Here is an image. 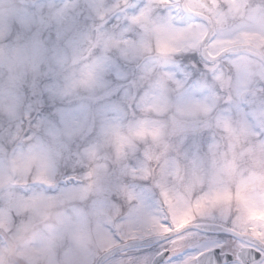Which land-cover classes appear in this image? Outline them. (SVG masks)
I'll use <instances>...</instances> for the list:
<instances>
[{
  "label": "snow or ice",
  "instance_id": "1",
  "mask_svg": "<svg viewBox=\"0 0 264 264\" xmlns=\"http://www.w3.org/2000/svg\"><path fill=\"white\" fill-rule=\"evenodd\" d=\"M75 7L77 27L89 39L63 68L68 79L62 94L94 91L108 76L119 80L124 74L135 87L131 103H123L118 90L92 105L103 111V122L120 142L101 148L96 122L88 128L79 115L69 114L44 137L5 148L3 158L11 154L27 167L15 189L21 203L7 209L0 235L25 219L35 202L72 196L83 217L68 238L88 264H264V193L250 189L245 172L249 151H264V67L246 75L252 54H264V0H109L103 15L87 3ZM113 16L123 19L115 29ZM12 34L13 29L3 40ZM69 39L58 37L65 44ZM149 64L153 83L141 80ZM169 102L193 119L161 151L148 142L155 133L144 113ZM121 110L131 111L136 121L126 133L114 116ZM85 134L91 141L80 150V166L87 170L79 180L66 177L62 189L57 174L64 153L54 159L50 146ZM190 140L198 147L188 149ZM229 175L238 176L239 184ZM112 176L115 187L108 184ZM97 183L100 191L94 190ZM37 186L53 192L28 191ZM115 252L121 255L108 259Z\"/></svg>",
  "mask_w": 264,
  "mask_h": 264
},
{
  "label": "rangeland",
  "instance_id": "2",
  "mask_svg": "<svg viewBox=\"0 0 264 264\" xmlns=\"http://www.w3.org/2000/svg\"><path fill=\"white\" fill-rule=\"evenodd\" d=\"M81 3H87L94 13L103 15L107 11L104 5L109 0H0V224L5 223L7 209L21 203L15 196V189L22 183L27 167L24 161L11 154L3 158L5 148H18L29 136L44 137L46 133L53 132L61 119L69 114L79 115L82 124L88 128L96 122L100 127L101 148L113 149L120 142L112 127L103 122V111L92 105L98 96L112 95L118 90L123 92V103H131L135 87L124 78V74L120 75L119 80L115 79V74L108 76L104 85H97L94 91L81 90L70 96L62 94L68 79L63 68L74 53L86 49L89 39V32L77 27L78 12L75 6ZM118 23H123V19L113 16L110 28L115 29ZM12 29V36L3 40ZM64 36L70 37L67 44L64 40L58 41V37ZM16 46L15 54L7 56L8 51ZM255 69L249 61L246 75L259 71ZM152 76L153 67L149 64L142 69L141 80L153 83ZM114 116L125 133L136 122L132 119L131 111H117ZM144 117L150 121L155 133L154 138L149 134L148 142L153 149L161 151L193 119L175 102L165 103L154 114L144 113ZM139 118L138 115L136 119ZM16 137L19 139L13 145ZM90 141L91 137L85 134L50 146L54 159L59 151L64 153L57 174L60 188L66 190V177L75 175L80 179L86 172V166H80V150ZM187 147L191 150L198 144L190 140ZM106 158H98L101 171L98 179L101 181ZM245 172L250 189L264 193V151H249L245 158ZM227 179L239 184L238 176L234 178L229 175ZM74 182L70 181L69 184L77 186ZM108 184L115 187L117 177L112 176ZM94 190H101L99 183ZM28 191L52 193L53 189L37 186ZM158 201L159 198L154 195L151 200L154 210ZM82 217V208L72 196L59 201H37L25 219L10 232L4 229L6 236L0 235V258L6 257L9 250H12L11 254L19 250L21 256L32 258L39 264H88L85 252L68 238L69 233L81 227Z\"/></svg>",
  "mask_w": 264,
  "mask_h": 264
},
{
  "label": "flooded vegetation",
  "instance_id": "3",
  "mask_svg": "<svg viewBox=\"0 0 264 264\" xmlns=\"http://www.w3.org/2000/svg\"><path fill=\"white\" fill-rule=\"evenodd\" d=\"M258 64L260 67H263L260 62H258ZM156 196L159 198L158 195H156ZM157 206H159V203H157ZM213 239H215V237H213ZM221 243H223V242H221ZM215 246L217 247V250H219L218 245H215ZM193 247L199 248V243H194ZM12 248H10V249H12ZM11 253H12V250H9V254L6 257H1L0 258V264H39L32 258L21 256V253L19 250L15 254H11ZM120 255L121 254L119 252H115V253L111 254V256L108 259L114 260L117 257H119ZM143 258L144 257H141V256L137 257V259H141V260ZM256 258L257 259L260 258L259 253L256 254Z\"/></svg>",
  "mask_w": 264,
  "mask_h": 264
},
{
  "label": "water",
  "instance_id": "4",
  "mask_svg": "<svg viewBox=\"0 0 264 264\" xmlns=\"http://www.w3.org/2000/svg\"><path fill=\"white\" fill-rule=\"evenodd\" d=\"M252 55L255 56V57L260 58L256 53H253Z\"/></svg>",
  "mask_w": 264,
  "mask_h": 264
}]
</instances>
